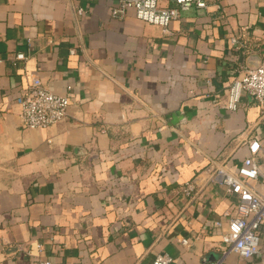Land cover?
I'll return each instance as SVG.
<instances>
[{
  "label": "crops",
  "instance_id": "0c3cea01",
  "mask_svg": "<svg viewBox=\"0 0 264 264\" xmlns=\"http://www.w3.org/2000/svg\"><path fill=\"white\" fill-rule=\"evenodd\" d=\"M119 1L0 0V264L213 263L238 196L210 169L238 172L252 140L260 173L242 179L264 195V117L246 92L224 107L264 61V0H205L169 32L113 17ZM35 77L70 99L47 129L15 105ZM226 264H264V229L258 255Z\"/></svg>",
  "mask_w": 264,
  "mask_h": 264
},
{
  "label": "built area",
  "instance_id": "2783aa9c",
  "mask_svg": "<svg viewBox=\"0 0 264 264\" xmlns=\"http://www.w3.org/2000/svg\"><path fill=\"white\" fill-rule=\"evenodd\" d=\"M174 7H162L158 0H120L112 9L113 17H123L128 10H134L138 19L148 24L162 28L169 32L170 24L177 20L182 12L192 8L205 9V0H175ZM78 15L85 14L82 8L76 9ZM231 43L237 46L238 38H232ZM74 52V51H73ZM72 52V53H73ZM17 60H25L23 53L16 55ZM3 60H0L2 63ZM71 86L67 87L70 90ZM246 92L256 102L259 112L264 117V61L256 68H242L229 85L227 100L224 107L227 110H236L242 93ZM70 99L66 95L52 92L45 86L41 79L35 77L31 80L26 92L15 100L19 109V117L26 129H47L64 120L68 114ZM251 157L246 159L238 168V172H231L229 168L216 165L210 173L221 176L222 184L229 193L237 194L238 201L230 214L228 231L223 235L224 256L213 263L201 264H226L230 253L239 258L250 259L260 253L261 237L264 229V195L249 186L242 177L257 179L259 165L257 156L260 144L257 140L249 143ZM194 191L192 184H187L184 193L191 195ZM173 259L166 253L155 256L152 264H172ZM34 264H53L49 260H39Z\"/></svg>",
  "mask_w": 264,
  "mask_h": 264
},
{
  "label": "water",
  "instance_id": "95a60500",
  "mask_svg": "<svg viewBox=\"0 0 264 264\" xmlns=\"http://www.w3.org/2000/svg\"><path fill=\"white\" fill-rule=\"evenodd\" d=\"M261 64V62H256L253 66H251V67H249L250 69H254V68H256V67H258L259 65ZM204 263H206V262H204Z\"/></svg>",
  "mask_w": 264,
  "mask_h": 264
}]
</instances>
